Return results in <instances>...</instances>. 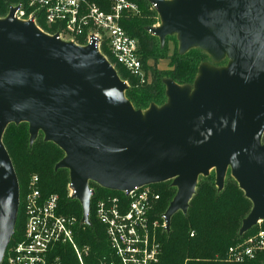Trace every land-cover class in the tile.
I'll return each instance as SVG.
<instances>
[{
    "label": "water",
    "instance_id": "1",
    "mask_svg": "<svg viewBox=\"0 0 264 264\" xmlns=\"http://www.w3.org/2000/svg\"><path fill=\"white\" fill-rule=\"evenodd\" d=\"M178 53L210 56L192 84L163 79L166 101L136 109L129 87L94 44L79 45L20 19L0 17V264L15 233L20 185L3 142L11 124H28L29 144L43 134L64 153L72 198L90 225V183L115 191L170 181L176 193L166 230L187 214L199 177L228 172L251 201L239 235L264 221V0H147ZM226 61L224 64H222Z\"/></svg>",
    "mask_w": 264,
    "mask_h": 264
},
{
    "label": "trees",
    "instance_id": "2",
    "mask_svg": "<svg viewBox=\"0 0 264 264\" xmlns=\"http://www.w3.org/2000/svg\"><path fill=\"white\" fill-rule=\"evenodd\" d=\"M28 0H0V17L7 15L8 7L17 2ZM103 9L109 11L110 3L107 0H92ZM138 6V11L128 14L122 25L134 36L139 43L143 75H134L122 65L115 63L107 47L102 52L115 66L121 79L128 78L131 86L126 91L127 98L136 109L145 110L151 103L162 105L166 101L163 79L171 78L179 84H192L198 74V67L202 62L211 61L210 56L199 48H193L185 54H179L178 48L171 55L172 70L163 72L152 68L149 60L156 54V49L163 52L169 39L178 41L174 35L166 38L164 46L155 35L146 30L152 26L157 11L151 8L147 0H129ZM39 25L49 32L42 22ZM224 61L222 64H224ZM153 80L148 81V74ZM157 72V73H156ZM3 142L13 161L20 185V197L27 190L32 175L39 177V188L43 194L56 193L59 195L60 210L67 215H74L78 219L74 238L79 246H89V254L84 257L86 264H99L102 261L110 262L115 258L109 244L106 228L95 214V203L98 199L118 193L91 182L95 193L91 198V224H81L82 207L77 199L69 196V173L67 169H55L56 164L64 156L63 151L54 143L46 142L40 133L35 142L29 144L28 124H11L7 127ZM160 192L161 200L158 210L166 211L173 199L176 189L170 181L154 185ZM252 207L251 201L244 191L228 172L223 190L218 191L215 185V172L208 176H200L196 192L192 197L188 212H177L171 220L169 231L163 229L159 238L162 244V253L156 264H264V251L259 252L256 258L244 262H232L227 259L230 246L241 243L248 236L254 234L258 225L252 227L243 235L239 229L244 217ZM264 229V221L262 222ZM25 229V216L22 206L18 214L14 236L8 248L22 237ZM193 233V236H191ZM62 264H80L70 245H65L61 251ZM2 264H7L6 256Z\"/></svg>",
    "mask_w": 264,
    "mask_h": 264
},
{
    "label": "built area",
    "instance_id": "3",
    "mask_svg": "<svg viewBox=\"0 0 264 264\" xmlns=\"http://www.w3.org/2000/svg\"><path fill=\"white\" fill-rule=\"evenodd\" d=\"M107 1L109 11L92 0H28L9 5L8 12L10 7H16L18 18L33 19L42 30L58 34L61 39L79 45L94 44L102 54L107 47L115 63L142 76L138 40L122 25L128 14L138 11V6L129 0ZM39 22L53 32L41 27ZM38 184V175H32L19 199L25 229L22 237L7 248V264H62L61 251L65 245L72 246L80 264H86L84 257L89 254V246H79L74 238L77 217L62 213L59 195L43 194ZM154 185L135 186L96 201L95 214L106 228L115 255L110 262L99 264H156L159 261L162 253L159 234L166 229V217L165 212L158 210L161 194ZM68 189L71 197L73 190L69 185ZM257 225L254 234L230 248L229 261L244 262L264 251L262 221Z\"/></svg>",
    "mask_w": 264,
    "mask_h": 264
},
{
    "label": "rangeland",
    "instance_id": "4",
    "mask_svg": "<svg viewBox=\"0 0 264 264\" xmlns=\"http://www.w3.org/2000/svg\"><path fill=\"white\" fill-rule=\"evenodd\" d=\"M158 24H159V17H155L154 21L152 22V26L154 25L156 26ZM166 45L167 47L163 52H160L158 49H156V53H155L156 55L149 60V64L151 65V67L152 68L154 67V69L157 70V72L159 71L160 76L164 75L163 72L172 70L173 67L171 66V55L173 54L174 50L178 48V44L172 38L168 40ZM147 74H148L147 79L151 83L153 80V75L149 72ZM123 80L126 81L129 86H131V82L128 78H125ZM233 246L229 247L228 252L230 248H232Z\"/></svg>",
    "mask_w": 264,
    "mask_h": 264
},
{
    "label": "flooded vegetation",
    "instance_id": "5",
    "mask_svg": "<svg viewBox=\"0 0 264 264\" xmlns=\"http://www.w3.org/2000/svg\"><path fill=\"white\" fill-rule=\"evenodd\" d=\"M155 26V25H154ZM150 34H152L151 32H150ZM152 35H154V34H152Z\"/></svg>",
    "mask_w": 264,
    "mask_h": 264
}]
</instances>
